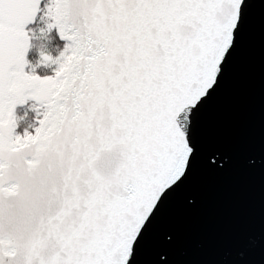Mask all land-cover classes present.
Listing matches in <instances>:
<instances>
[{"label":"snow or ice","instance_id":"1","mask_svg":"<svg viewBox=\"0 0 264 264\" xmlns=\"http://www.w3.org/2000/svg\"><path fill=\"white\" fill-rule=\"evenodd\" d=\"M252 4L0 0V264H170L166 205L229 160L197 127Z\"/></svg>","mask_w":264,"mask_h":264},{"label":"water","instance_id":"2","mask_svg":"<svg viewBox=\"0 0 264 264\" xmlns=\"http://www.w3.org/2000/svg\"><path fill=\"white\" fill-rule=\"evenodd\" d=\"M254 2L230 70L197 127L229 160L217 171L197 169L166 205L163 219L175 238L170 264H264V4ZM139 262L153 264V256Z\"/></svg>","mask_w":264,"mask_h":264}]
</instances>
